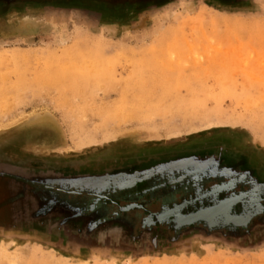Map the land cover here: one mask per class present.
Wrapping results in <instances>:
<instances>
[{
    "label": "rangeland",
    "instance_id": "rangeland-1",
    "mask_svg": "<svg viewBox=\"0 0 264 264\" xmlns=\"http://www.w3.org/2000/svg\"><path fill=\"white\" fill-rule=\"evenodd\" d=\"M205 147L264 158V0H0L2 160L51 169ZM121 228L107 243L0 229V264H264V215Z\"/></svg>",
    "mask_w": 264,
    "mask_h": 264
},
{
    "label": "water",
    "instance_id": "water-1",
    "mask_svg": "<svg viewBox=\"0 0 264 264\" xmlns=\"http://www.w3.org/2000/svg\"><path fill=\"white\" fill-rule=\"evenodd\" d=\"M213 150L207 149H191V150H179L178 153L172 155L164 154V158L174 159L165 165L161 166L160 170H166V168H180L187 170V172H211V177L225 178L226 181L214 185L211 190L206 194L199 197H212V203L204 205L199 209V212L188 217L184 221L179 222L177 228L187 223H195L203 220L205 224L210 228H236L239 226H248L256 215L260 214L264 210V176L258 174L257 168L264 170V158L254 149L227 147L219 148V151L212 153ZM159 158V156H156ZM154 159V158H152ZM0 161L13 164L19 167L25 168H42L38 167V161L36 165H32L31 162L27 164L5 161L0 158ZM155 160H143V159H131L129 157L121 160L112 159L106 160L104 163H98L95 165H79L76 162L73 164H63L60 166L53 165L49 173V184L51 186H57L61 188L73 189L74 192H88L91 194L100 195L104 192L116 191L118 189H124L134 186L139 181L150 178L157 171ZM188 167V168H187ZM187 168V169H186ZM159 170V169H158ZM242 185L247 187V190H241L236 192V189ZM223 193H230L224 198H220ZM244 202V213L238 217L233 211L238 202ZM189 202H185L183 205L176 206L171 213L178 215L181 208L187 205ZM214 209L217 215L227 217L225 221L222 219L212 222L210 216L206 214V211ZM168 213V214H171ZM229 213V215H226ZM230 213L235 214L230 218ZM216 215V216H217ZM63 217L64 223H70L71 226L79 227L76 223L77 216L71 211L66 212ZM61 217V218H62ZM181 215L178 216L180 218ZM229 218V219H228ZM87 225L85 230L86 236L90 232L99 227V222L93 220V218L87 217ZM20 224V223H19ZM32 225L20 224L17 229L31 228ZM35 227V226H34ZM37 228V227H36ZM40 228V226H38ZM42 229V228H40ZM104 243H107L106 241Z\"/></svg>",
    "mask_w": 264,
    "mask_h": 264
},
{
    "label": "crops",
    "instance_id": "crops-1",
    "mask_svg": "<svg viewBox=\"0 0 264 264\" xmlns=\"http://www.w3.org/2000/svg\"><path fill=\"white\" fill-rule=\"evenodd\" d=\"M131 156V157H130ZM128 156L131 159H143L148 160V156ZM153 158V157H152ZM112 161H114L113 157H110ZM125 159V158H124ZM156 165H159L155 174L148 179L143 181H139L134 186L118 189L116 191L104 192L100 195L91 194L88 192H74L73 189L61 188L57 186H51L49 184V173L52 172L51 169H43L39 168H25L19 167L17 165L7 163H3L0 161V175L10 176L15 178L14 184H16V179L25 180L27 182H31L40 186L41 190H32L30 189V185L27 184L23 187H17L12 184V188L9 190L0 188V229L5 231L17 230L20 232H29V233H42L53 235L54 237L60 238H70L71 234L77 236L79 239H86L90 237H102L108 236L106 242L111 241L112 232L117 231L118 229H122V227H126L129 232H133V227L124 219H119L116 217L107 218V216H101L98 211H93L95 206L91 205L92 208H89L88 198H96L97 202L103 200L104 198L115 195L116 193H120L122 191H127L137 187L138 185H142L145 182H149L151 178L159 177L164 182V186L176 187L177 185H190L194 184L197 186L198 190L201 187L199 181H201L204 177H211V172L202 171V172H187V170H182L180 168H166V170H160L161 166L170 162L174 159L168 158H156ZM118 160V159H117ZM121 160V159H119ZM188 168V167H187ZM186 168V169H187ZM199 190V191H200ZM67 194L68 197L64 198V200L58 196L60 194ZM9 196L13 198V202L10 204H5L6 198ZM92 209V210H91ZM90 210V211H89ZM73 212L77 216L76 223L79 227L71 226V224L64 223L63 217H65L66 212ZM62 217V218H61ZM87 217L93 218V220L99 222V227L92 230L88 236H86V225H87ZM30 224L31 228L26 229H17L20 224ZM35 226V227H34ZM40 226V228H38ZM37 227V228H36ZM145 232H149L145 230L141 232L142 234ZM140 233V234H141ZM69 240V239H68Z\"/></svg>",
    "mask_w": 264,
    "mask_h": 264
},
{
    "label": "flooded vegetation",
    "instance_id": "flooded-vegetation-1",
    "mask_svg": "<svg viewBox=\"0 0 264 264\" xmlns=\"http://www.w3.org/2000/svg\"><path fill=\"white\" fill-rule=\"evenodd\" d=\"M13 177L7 175H0V188H4L10 191L14 184ZM226 181L225 178L204 177L199 181L201 190L197 188L193 183L190 185H177L176 187L164 186V182L159 177H154L137 187L116 193L115 195L108 196L103 200L97 202L94 198H88L89 208L91 205L95 206L93 211H98L101 216H107V218L116 217L127 221L134 229L135 233H140L145 230L149 232L155 231L157 234H164L168 232V229H178L179 218L190 217L193 214L199 212V209L212 203V197L207 196L203 199H199L202 195L206 194L211 188L219 183ZM29 184L32 190H41L42 188L31 182L25 180L16 179L17 187H23ZM247 187L240 185L236 192L241 190H247ZM230 193H223L220 198L228 196ZM60 199L67 198V194H60ZM5 204L13 202V198L7 196ZM185 202H189L187 205L181 208L180 214L175 215L171 211L178 205H183ZM264 206V201H263ZM92 210V209H91ZM90 211V210H89ZM236 214L244 213V202H238L233 210ZM171 213V214H168ZM166 215V216H164ZM262 213L256 215L263 216ZM200 223L205 224L203 220L195 223H187L182 225L179 229L188 230L193 227H198ZM207 226V225H206Z\"/></svg>",
    "mask_w": 264,
    "mask_h": 264
},
{
    "label": "bare ground",
    "instance_id": "bare-ground-1",
    "mask_svg": "<svg viewBox=\"0 0 264 264\" xmlns=\"http://www.w3.org/2000/svg\"><path fill=\"white\" fill-rule=\"evenodd\" d=\"M214 211V209H211V210H209V211H206V214H208V216H210V220L212 221V222H215V221H218V220H220V219H222L223 221H225L226 219H227V217H225V216H222L221 218H219L220 217V215H217L216 214V212L218 211H216V212H213ZM217 215V216H216ZM226 215H229V213H227ZM238 217H240V215L241 214H236ZM236 215L235 214H231L230 213V218H232V216H235L236 217ZM164 216H166V215H164ZM188 217H180L179 218V221H184L185 219H187ZM229 219V218H228ZM7 256V255H6ZM100 263L99 264H108V262L107 261H99Z\"/></svg>",
    "mask_w": 264,
    "mask_h": 264
}]
</instances>
